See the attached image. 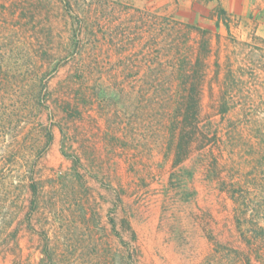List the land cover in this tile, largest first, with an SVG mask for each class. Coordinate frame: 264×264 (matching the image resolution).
<instances>
[{
  "label": "rangeland",
  "instance_id": "rangeland-1",
  "mask_svg": "<svg viewBox=\"0 0 264 264\" xmlns=\"http://www.w3.org/2000/svg\"><path fill=\"white\" fill-rule=\"evenodd\" d=\"M68 1L0 0V264H264V0Z\"/></svg>",
  "mask_w": 264,
  "mask_h": 264
},
{
  "label": "trees",
  "instance_id": "trees-1",
  "mask_svg": "<svg viewBox=\"0 0 264 264\" xmlns=\"http://www.w3.org/2000/svg\"><path fill=\"white\" fill-rule=\"evenodd\" d=\"M60 1H62V2H64L66 5H68L69 4V1L68 0H60ZM189 28H192L191 26H188ZM196 92H197V88L195 87V85L194 86H192L191 88H190V92H189V94H190V96H191V99L193 100L194 99V96H195V94H196ZM51 139H52V135H51ZM65 154V153H64ZM74 163L76 164V165H79L80 164V160L78 159V158H74ZM36 192V189H35V187H34V193ZM115 226V225H114Z\"/></svg>",
  "mask_w": 264,
  "mask_h": 264
}]
</instances>
